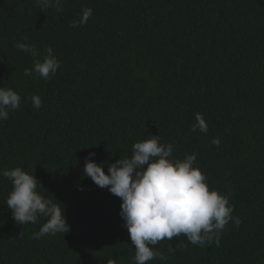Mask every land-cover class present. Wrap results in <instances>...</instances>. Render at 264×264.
Returning <instances> with one entry per match:
<instances>
[{
	"label": "trees",
	"instance_id": "1",
	"mask_svg": "<svg viewBox=\"0 0 264 264\" xmlns=\"http://www.w3.org/2000/svg\"><path fill=\"white\" fill-rule=\"evenodd\" d=\"M60 8L0 0V86L22 97L0 120V264H134L122 200L84 178V160L130 158L151 136L174 145L173 160L196 154L194 167L229 198L234 219L219 245L165 239L156 248L167 259L147 264H264V0H62ZM85 8L88 23L70 27ZM24 42L39 55L15 47ZM49 47L56 75L26 76ZM197 113L207 133L192 131ZM17 167L64 206L68 233L34 239L47 217L13 219L2 172Z\"/></svg>",
	"mask_w": 264,
	"mask_h": 264
},
{
	"label": "clouds",
	"instance_id": "2",
	"mask_svg": "<svg viewBox=\"0 0 264 264\" xmlns=\"http://www.w3.org/2000/svg\"><path fill=\"white\" fill-rule=\"evenodd\" d=\"M61 3L62 0H54L57 11H62ZM37 4L46 9L53 6V0H37ZM92 15L93 9H83L80 20L73 21L70 27L87 24ZM15 47L32 56L39 55L34 44L17 43ZM60 66L49 47L43 61L37 60L32 69H25L24 74L31 76L35 72L39 77L49 79L56 75ZM21 100L14 89L0 86V120H7L9 111L19 109ZM31 100L35 109L42 107L40 96L33 95ZM195 119L197 123L192 126V131L199 129L207 133L204 117L197 113ZM212 144L219 146V139H213ZM173 151V144L161 143L159 136H151L134 143L130 158L123 157L111 164L97 163L93 152L84 160V178H90L95 185L108 189L122 200L120 215L135 247L134 264H147L156 258L165 261L167 257L156 246L165 239L172 241L181 235L193 245L213 242L219 245L220 232L234 219V206L229 204V198L210 190L207 177L201 169L194 167L197 155L173 160ZM2 175L12 183L6 205L18 225L35 224L40 216L48 218L39 232L34 233V239L70 231L64 206L37 191L38 185H42L35 175L19 167L4 170ZM78 190L84 189L78 186ZM235 223L240 224L239 218H235ZM169 251L174 249L170 246ZM109 264L115 262L109 261Z\"/></svg>",
	"mask_w": 264,
	"mask_h": 264
}]
</instances>
